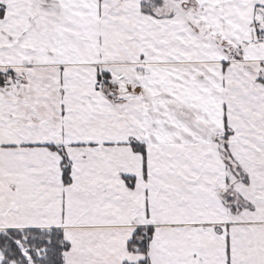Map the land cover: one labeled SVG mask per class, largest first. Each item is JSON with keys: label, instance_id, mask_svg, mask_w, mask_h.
Segmentation results:
<instances>
[{"label": "snow or ice", "instance_id": "6c2138e0", "mask_svg": "<svg viewBox=\"0 0 264 264\" xmlns=\"http://www.w3.org/2000/svg\"><path fill=\"white\" fill-rule=\"evenodd\" d=\"M0 264H264V0H0Z\"/></svg>", "mask_w": 264, "mask_h": 264}]
</instances>
